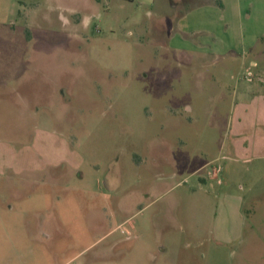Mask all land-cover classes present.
<instances>
[{"label": "rangeland", "instance_id": "obj_1", "mask_svg": "<svg viewBox=\"0 0 264 264\" xmlns=\"http://www.w3.org/2000/svg\"><path fill=\"white\" fill-rule=\"evenodd\" d=\"M222 1L0 0V264H264V0Z\"/></svg>", "mask_w": 264, "mask_h": 264}, {"label": "crops", "instance_id": "obj_2", "mask_svg": "<svg viewBox=\"0 0 264 264\" xmlns=\"http://www.w3.org/2000/svg\"><path fill=\"white\" fill-rule=\"evenodd\" d=\"M101 1L102 0H95L96 3H100ZM147 1H149V4H148ZM203 2H206V3H203ZM138 4L141 6V8L144 7V6H151L152 9H151V11H149L148 16H149L150 20L153 21L152 25L153 26H159L158 23L159 22H163V25L160 24V26H163L161 28L162 30L166 29L165 26L170 27L168 22L172 19V16L167 15V14L164 13V11L167 10L168 7L170 9H174V10H187L188 8H190V6H201V5H204V4L205 5L206 4L215 5V6H218L219 8H223L224 7V4H223L222 0H138ZM154 11H155V13H154ZM71 12H73V11H71ZM79 13L73 12V13H70V14L73 15V14H79ZM176 18L175 19L177 20L178 25H181L183 23V19L185 18V13L180 12L179 15ZM68 21H70V20L68 19ZM71 21H73L76 26L79 25V22H78L77 19H75V20L72 19ZM179 31L182 34H184V35L187 34V33H185V31H182L181 28L179 29ZM213 173H211V174L208 173L207 174L208 178L204 177V178H201V179L202 180L214 179V174ZM110 183L111 182H108L107 186L109 188H111V190H112L113 187H117V188L120 187V182L119 181H116L113 184H110ZM139 193H141V192H139ZM106 195L109 196V193L106 192ZM109 232L110 231L106 232V234H108ZM229 233H230V231H226L225 230L224 232L220 233L221 234L220 236H222L224 234L229 235ZM221 241L222 240H219L217 242H221Z\"/></svg>", "mask_w": 264, "mask_h": 264}, {"label": "trees", "instance_id": "obj_3", "mask_svg": "<svg viewBox=\"0 0 264 264\" xmlns=\"http://www.w3.org/2000/svg\"><path fill=\"white\" fill-rule=\"evenodd\" d=\"M222 6V5H221Z\"/></svg>", "mask_w": 264, "mask_h": 264}]
</instances>
